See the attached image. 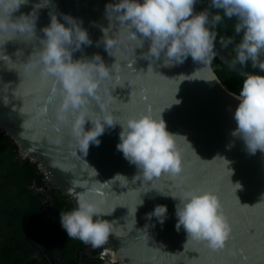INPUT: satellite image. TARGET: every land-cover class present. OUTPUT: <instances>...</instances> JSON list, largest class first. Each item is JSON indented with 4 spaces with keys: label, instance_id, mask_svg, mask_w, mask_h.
<instances>
[{
    "label": "water",
    "instance_id": "95a60500",
    "mask_svg": "<svg viewBox=\"0 0 264 264\" xmlns=\"http://www.w3.org/2000/svg\"><path fill=\"white\" fill-rule=\"evenodd\" d=\"M40 3L28 0L11 17L15 20L35 11L36 38L11 30L0 33V51L11 59L0 61V131L18 144L23 157L38 164L48 183L71 201L73 209L81 193L87 192L86 198L101 211L112 212L100 217L113 222L114 233L99 256L113 264H264V153L249 154L242 140L230 136L236 127L233 113L238 95L219 80L212 57L241 76L249 72L233 66L217 43L205 64L189 56L183 64L165 67L163 53L159 60L144 58L150 41L145 39L140 47L141 40L131 38L119 14L111 7L107 12L106 5L119 0H50L44 7H34ZM194 12H200L197 5ZM51 13L61 23H65L64 15L82 22L92 41L73 53L74 60L98 54L114 69L111 79L99 86L100 102L89 101L93 118L105 114L100 105L120 123L149 110L157 118L162 115L167 130L177 134L183 169L179 175L145 179L116 148L122 130L119 123L105 126L99 145L90 142L87 155L78 149L72 134L74 115L60 112L58 86L52 78L43 77L39 67L26 71L24 65L40 47ZM185 78L192 80L181 82ZM176 99L179 104H174ZM84 128L90 130L91 121L86 120ZM230 143L234 146L229 149ZM117 174L121 176L113 179ZM237 183L241 187L236 190ZM193 189L218 196L230 226L223 249L213 251L204 241L188 239L183 227L176 230L179 200L171 196ZM156 206L167 208L163 223L155 216L148 218Z\"/></svg>",
    "mask_w": 264,
    "mask_h": 264
},
{
    "label": "clouds",
    "instance_id": "9594fccd",
    "mask_svg": "<svg viewBox=\"0 0 264 264\" xmlns=\"http://www.w3.org/2000/svg\"><path fill=\"white\" fill-rule=\"evenodd\" d=\"M198 2L199 0H119L115 5H106V9L108 12L111 7L119 14L120 22L129 27L131 38L141 40L140 47L145 39L150 41L144 58L159 60L163 53L165 67L183 64L189 56L194 62L207 63L217 43L218 33L214 29L225 17L235 18L237 22L234 29L239 41L234 37L221 36V48L234 44L235 56L231 60L233 66L239 65L243 69L251 62L253 69L258 68L260 72H264V0H210L207 7L196 13L194 6ZM27 3L28 0H0V33L11 30L36 38L35 11L29 15L22 14L15 20L11 18L21 5ZM49 3L50 0L47 3L42 0V3L34 7L41 8ZM213 9L216 10L214 13L211 11ZM50 16V24L42 29L44 36L39 40L40 47L24 64L25 70L39 67L43 77L54 80L62 96L60 112H71L74 115L72 134L78 149L87 155L90 142L99 145L98 137L104 133L105 126L111 128L119 123L122 130L116 148L130 164L140 170L145 179L151 181L162 174L179 175L183 169L181 156L176 149L177 134L167 130L162 115L157 118L149 110L147 114L120 123L114 122L104 106L100 105L105 114L93 118L88 108L89 101L94 99L100 102L99 86L102 81L111 79L114 69L112 66L107 67L98 54L91 59L74 60V52L81 50L82 45L92 44L87 31L81 27L82 22L69 15L63 16L65 23H61L55 13ZM137 33L140 34L139 38ZM106 49L108 51V46ZM0 61L11 59L0 51ZM242 76L243 85L239 95L235 97L239 103L233 113L236 127L229 134L242 140L249 154L254 155L257 151L264 153V75L245 72ZM184 80L192 79L185 78L181 82ZM55 91L53 89L54 94ZM179 103L176 99L174 104ZM60 119L64 120V115ZM86 120L92 123V128L88 131L84 128ZM232 146L234 145L231 143L227 145L229 149ZM226 162L229 164L227 160ZM117 176L121 175L117 174L113 179ZM236 185V190L241 187L239 183ZM86 197L87 192H82L77 198L78 207L60 212V224L69 239H77L93 248H101L107 242L109 234L114 232L113 222L100 217L112 212L101 211L94 201ZM171 197L179 200L175 205L177 231L183 227L188 239L204 241L213 251L225 247L230 226L215 193L193 189L180 197ZM261 200L264 201V196ZM142 203L141 200L138 205ZM136 211L137 206L135 213ZM166 213V206H156L148 214V218L155 216L163 223ZM94 216L97 217L95 220Z\"/></svg>",
    "mask_w": 264,
    "mask_h": 264
},
{
    "label": "trees",
    "instance_id": "16d2710c",
    "mask_svg": "<svg viewBox=\"0 0 264 264\" xmlns=\"http://www.w3.org/2000/svg\"><path fill=\"white\" fill-rule=\"evenodd\" d=\"M210 0H199L196 4L200 11L208 6ZM213 13L216 10H211ZM221 15L223 13L221 12ZM236 19L224 18L223 22L219 24L216 29L217 44L219 39L223 37H234L239 41V36L235 34ZM221 47V46H220ZM234 44H230L227 48H222L228 58L232 60L235 56L233 51ZM264 59V57H262ZM212 65L218 76L219 80L230 90L231 92L239 95L243 85L244 77L236 72L227 68V66L216 56L212 57ZM241 68L239 65H236ZM242 69V68H241ZM243 70L249 73H258L264 75V72H260L258 68L253 69L251 62H249ZM2 131H0L1 133ZM19 149L18 144L4 132L0 134V220H4L5 223L0 224L3 226L0 233L11 235L12 228L15 231L24 232L30 236L24 240L23 251L27 253L26 257L21 260L13 261L9 264H24L25 261L31 255L29 248L34 243V237L42 230L43 222L46 219V211L41 206L39 200L40 195L31 186L33 180L38 184V187L42 188L45 183L42 181L43 174L38 173V164L31 162L30 158L22 159L20 162L13 160L15 151ZM46 188V187H45ZM57 193V190H53ZM58 194V193H57ZM53 201H56V212L54 216L57 218L61 210L65 208L64 202L60 196H55ZM53 210V208H52ZM49 219H54L49 218ZM49 234L53 237L52 242L41 241L43 251H41V260L30 259L25 264H51L49 262V256L54 257V264H57L58 256H68L72 253V243L67 240V237H63L59 231L58 222L53 223L50 228ZM1 238V236H0ZM3 238V237H2ZM17 244L11 239L3 238L0 242V249L5 248L9 254L15 253ZM7 245L8 247H3ZM28 257V258H27ZM27 258V259H26ZM85 264H105L103 260L97 259L96 262H87Z\"/></svg>",
    "mask_w": 264,
    "mask_h": 264
},
{
    "label": "flooded vegetation",
    "instance_id": "af4514ba",
    "mask_svg": "<svg viewBox=\"0 0 264 264\" xmlns=\"http://www.w3.org/2000/svg\"><path fill=\"white\" fill-rule=\"evenodd\" d=\"M2 133V132H1ZM0 133V134H1ZM20 158L22 159H27L26 157H23L20 153V150L18 149L17 151H15V156L13 155V160L20 162ZM31 162H33L31 160ZM35 163V162H33ZM39 169V167H38ZM38 173L43 174L44 178L42 179V181L45 183V186H43L42 188L38 187V184L35 180H33L32 183V188L38 193L41 194L39 200L41 201V206L43 207V210L46 211V214L48 216H46V219L43 222V227L42 230L38 233V235H36L34 237V243L33 245H31V247L29 248L31 255L29 256V258L25 261V263H27L28 260L30 259H38L41 260V251H43V246L41 244V241L43 240L44 242H52L53 237L49 234L50 228L52 226V222H58V227H59V231L61 233V235L63 237H67V240L70 241L72 243V253L68 256H58V258H56L58 260L57 264H85L87 262H96L97 259L103 260V262H105V264H113L112 262H110L108 259H102L99 254L100 251L102 249L101 248H93L91 245H86L83 242H81L80 240L77 239H69L66 231L62 228L61 224H60V215L57 216V218L54 216L55 212H56V201H53V204L50 206V203L53 200V196L52 194H54L55 196H60L62 198V201L64 202L65 208L61 211L67 212V211H71L73 210V205L71 203V201L65 197L64 195H62V193L57 190L56 188L52 187L47 180V177L45 176V174L39 169ZM46 187V188H45ZM57 190V193H55L53 190ZM53 208V210H52ZM60 211V212H61ZM60 212L58 214H60ZM54 219H49V218H53ZM5 223L4 220H0V224ZM3 226H0V232ZM0 242L2 241L3 238L5 239H11L13 240L15 243L17 244V248L15 253L9 254L7 252V250L5 248L0 249V264H9L12 263L13 261L18 260V257L23 260L24 257H26L27 253L23 251V244H24V240L26 238H28L30 235L26 234L24 232H19V231H15V229L12 228V234L11 235H6L3 233H0ZM3 237V238H2ZM3 247H8L7 245L3 246ZM49 262L51 264H54V257L53 256H49ZM24 263V264H25Z\"/></svg>",
    "mask_w": 264,
    "mask_h": 264
}]
</instances>
